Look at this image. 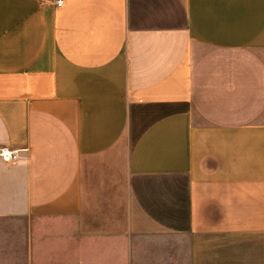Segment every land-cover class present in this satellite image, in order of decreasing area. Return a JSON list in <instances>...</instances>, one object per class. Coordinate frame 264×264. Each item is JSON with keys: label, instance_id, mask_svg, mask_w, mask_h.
<instances>
[{"label": "crops", "instance_id": "1", "mask_svg": "<svg viewBox=\"0 0 264 264\" xmlns=\"http://www.w3.org/2000/svg\"><path fill=\"white\" fill-rule=\"evenodd\" d=\"M0 264H264V0H0Z\"/></svg>", "mask_w": 264, "mask_h": 264}, {"label": "built area", "instance_id": "2", "mask_svg": "<svg viewBox=\"0 0 264 264\" xmlns=\"http://www.w3.org/2000/svg\"><path fill=\"white\" fill-rule=\"evenodd\" d=\"M54 3L59 7L62 5L63 0H54ZM0 156L2 157L3 161H10L15 157L14 152L11 150H7L6 148H0Z\"/></svg>", "mask_w": 264, "mask_h": 264}]
</instances>
